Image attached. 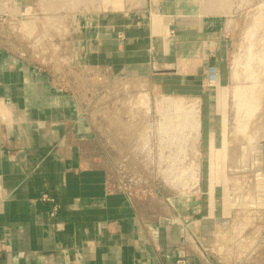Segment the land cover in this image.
I'll list each match as a JSON object with an SVG mask.
<instances>
[{
	"label": "crops",
	"instance_id": "crops-1",
	"mask_svg": "<svg viewBox=\"0 0 264 264\" xmlns=\"http://www.w3.org/2000/svg\"><path fill=\"white\" fill-rule=\"evenodd\" d=\"M29 1L0 0V9L20 17ZM92 2L101 10L66 18L67 69L0 47V264H263L264 135L250 143L240 133L248 121H240L238 133L232 127L230 59L242 24L235 3ZM212 66L218 82L206 89ZM118 80L153 97L188 99L187 112L177 100L157 110L166 130L195 121V160L208 190L151 196L111 190L116 177L102 109ZM254 96L247 118L255 115ZM255 131L263 134L264 119ZM221 169L226 190L214 184ZM233 226L236 245L226 241ZM253 227L262 230L248 244L255 230L246 228Z\"/></svg>",
	"mask_w": 264,
	"mask_h": 264
},
{
	"label": "rangeland",
	"instance_id": "rangeland-1",
	"mask_svg": "<svg viewBox=\"0 0 264 264\" xmlns=\"http://www.w3.org/2000/svg\"><path fill=\"white\" fill-rule=\"evenodd\" d=\"M62 1L30 0L20 17L13 15L14 13L8 8L7 10L1 8L0 47L22 53L45 66L59 65V69L68 67L67 60L70 55L69 51L64 49V40L67 38L68 31L66 18L74 13L101 9L96 8V3L92 2L93 0H87L88 2L86 0ZM53 4H56V7ZM53 9L54 11L67 12L56 16L44 15L45 12L53 11ZM241 18L242 24L234 37L230 69L234 77L232 90L237 92L241 98L243 92H246L245 103L243 102L246 106L244 104L242 106L239 101L240 97L237 94L235 97L234 93L232 127L238 133L241 130L239 126H245L240 121H248L247 128L244 132L242 128L240 133L248 142L253 143L264 135V131L263 134L261 131H255L258 125L261 126L264 119L261 116L264 107V15L242 12ZM67 72L73 75L74 69L68 68ZM112 87H109L110 90ZM115 87L113 91L116 92V95L108 98L102 109V118L106 124L104 130L108 138L109 150L114 159L115 181L121 183L127 190H147L152 194L158 190L171 195H184L190 190H208L209 183L202 177L201 163L195 160V158H200L198 157L200 152L197 146L195 121L192 120V126L187 122L182 125L183 120L178 117L174 109L168 110L176 127H180V125L183 127L182 129L176 128L177 130L170 128V130H166L162 126L164 118L157 110L159 105H164L170 100H177L185 103L187 112L189 109L188 99L153 97L140 89H134L121 80H118ZM253 88L256 95L253 94L255 96L259 94L260 100L257 101L258 97L254 96V101H256L255 116L247 118L244 116V112L249 114L253 110V108L249 110L251 104H248V101L253 97L249 96V91ZM147 95L149 104L144 100L140 102V98ZM239 103L243 110L240 112H238ZM135 107L141 110V120L136 117L138 114H136ZM90 113L92 116L94 115V105ZM131 134L132 136H130ZM175 135H177L176 139L173 138ZM215 183L216 190H226V171H222V169L216 171ZM147 195L151 196L149 193ZM237 227L239 226H233L229 228V232H226L228 244L230 242L231 245L237 244L235 242L239 235ZM246 229L247 234L255 230V233L250 235L251 239L248 243L252 244L257 240L262 227ZM241 264H255V260L245 259Z\"/></svg>",
	"mask_w": 264,
	"mask_h": 264
},
{
	"label": "built area",
	"instance_id": "built-area-1",
	"mask_svg": "<svg viewBox=\"0 0 264 264\" xmlns=\"http://www.w3.org/2000/svg\"><path fill=\"white\" fill-rule=\"evenodd\" d=\"M236 7H237V13L241 16L242 12H254V14H258L259 16H263L264 15V0H232ZM256 11V12H255ZM235 40V39H234ZM234 40L232 43V51L234 50ZM232 57V54H231ZM218 82V68L215 66H212L209 68V73H208V78L204 84V87L206 89H210L216 86ZM142 100L147 101V103L149 104L147 98H144V96H142V98L140 99V101L142 102ZM133 101V100H132ZM142 108V107H139ZM136 114H138L136 117L138 120H141V110H139L137 107H135ZM143 110L145 108H142ZM132 136V134L130 135ZM111 190H123L127 193H129L130 195H138V194H144L147 195L148 193L151 195V192H147V190H141V191H136V190H127V188H125L121 183L118 182H114L111 183ZM44 200L46 201H50V202H54V199L48 197L47 195H45ZM58 210V206H54V212H56ZM53 212V213H54ZM5 248V243L4 242H0V251H2ZM179 264H185L184 261H180Z\"/></svg>",
	"mask_w": 264,
	"mask_h": 264
},
{
	"label": "bare ground",
	"instance_id": "bare-ground-1",
	"mask_svg": "<svg viewBox=\"0 0 264 264\" xmlns=\"http://www.w3.org/2000/svg\"><path fill=\"white\" fill-rule=\"evenodd\" d=\"M53 5H54V4H53ZM55 5H56V4H55ZM55 5H54V7H56ZM59 7H60V6H59ZM59 7H58V9H59ZM54 9H55V8H54ZM54 9H53V11H54ZM58 9H57V10H58ZM55 10H56V9H55ZM56 12H57V11H56ZM52 13H53V12H52ZM33 27H35V26H33ZM21 28H24V27H21ZM30 28H31V27H30ZM24 29H28V28L25 27ZM30 31H31V30H30ZM241 93H242V92H241ZM243 93H244V92H243ZM236 94H237V93H236ZM237 95H238V94H237ZM238 96H239V95H238ZM243 96H245V94H244ZM243 96H242V97H243ZM253 96H254V95H253ZM239 97H240V96H239ZM255 97H256V96H255ZM244 98H246V97H244ZM244 98H240V99H244ZM251 98H252V97H251ZM140 99H141V98H140ZM238 99H239V98H238ZM247 100H248V99H247ZM254 100H255V99H254ZM241 101H242V100H241ZM244 101H245V99H244ZM244 101H243V102H244ZM249 101H250V100H249ZM257 101H258V99H257ZM140 102H141V101H140ZM179 102H180V101H179ZM243 102H242V103H243ZM251 102L253 103V99H252ZM255 102H256V101H255ZM244 103H245V102H244ZM244 103H243V104H244ZM252 103H250V104H252ZM141 104H142V103H141ZM248 104H249V103H248ZM254 104H255V103H254ZM179 106H180V105H179ZM242 106H243V105H242ZM253 106H254V105H253ZM243 108H245V107H243ZM249 108H250V107H249ZM240 109L242 110V107H241V106H240ZM240 109H239V110H240ZM242 111H243V110H242ZM184 113H185V112H184ZM252 115H253V114H252ZM246 116L248 117V114H247ZM254 116H255V115H254ZM162 125H163V122H162ZM173 138L176 139V138H177V135H175Z\"/></svg>",
	"mask_w": 264,
	"mask_h": 264
}]
</instances>
